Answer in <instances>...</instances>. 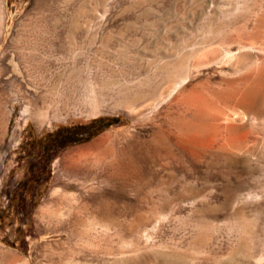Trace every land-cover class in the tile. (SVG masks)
Returning <instances> with one entry per match:
<instances>
[{"label":"rangeland","instance_id":"rangeland-1","mask_svg":"<svg viewBox=\"0 0 264 264\" xmlns=\"http://www.w3.org/2000/svg\"><path fill=\"white\" fill-rule=\"evenodd\" d=\"M0 2V264H264V0ZM97 119L8 202L35 133Z\"/></svg>","mask_w":264,"mask_h":264},{"label":"flooded vegetation","instance_id":"flooded-vegetation-1","mask_svg":"<svg viewBox=\"0 0 264 264\" xmlns=\"http://www.w3.org/2000/svg\"><path fill=\"white\" fill-rule=\"evenodd\" d=\"M92 123L93 121L84 124L58 125L53 129L35 133L26 145L27 151L34 156V161L28 163L21 179L15 181L12 187L9 188L8 202L13 196L18 195L20 200L16 203L18 206V204L25 201L26 194L37 193L34 183L46 176L47 168L51 163L48 164V162L52 160L53 155L63 148L82 143L79 140L85 138L92 130L97 128L96 125L92 126ZM89 126H92L91 131L86 130Z\"/></svg>","mask_w":264,"mask_h":264},{"label":"bare ground","instance_id":"bare-ground-1","mask_svg":"<svg viewBox=\"0 0 264 264\" xmlns=\"http://www.w3.org/2000/svg\"><path fill=\"white\" fill-rule=\"evenodd\" d=\"M39 1V0H38ZM44 2H45V0H44ZM47 3V2H46ZM43 5V4H42ZM44 5H46L45 3H44ZM41 7V6H40ZM2 6H1V2H0V34L2 33V27H3V20H4V14H3V12H2ZM42 8V7H41ZM28 40V39H27ZM26 48L27 47H23L21 50H19V54H20V56L21 57H23V59H25L26 61H29L30 59L32 60L34 57H36V56H41V54L40 53H37L36 51H35V49H32V50H30V49H28V50H26ZM36 55V56H35ZM229 57V56H228ZM43 59V58H42ZM24 60V61H25ZM233 61V60H232ZM237 61V60H236ZM31 62V61H30ZM238 62V61H237ZM193 63V62H192ZM239 63V62H238ZM195 65H196V63H195ZM194 64H193V66H195ZM232 66H236L237 64H236V62L235 61H233L232 62V64H231ZM242 65V64H241ZM192 66V67H193ZM189 67V66H188ZM187 67V68H188ZM191 67V68H192ZM242 67H244V66H242ZM195 68V67H194ZM231 68H233V67H231ZM239 69V68H238ZM1 71V70H0ZM173 72V71H172ZM167 74V73H166ZM172 75V73H170V76ZM168 76H169V74H168ZM167 76V77H168ZM188 76V75H187ZM187 76H185V77H183V75L181 76L182 78H181V80H177L176 82H177V84L179 85V84H181L184 80H186V77ZM168 80V79H167ZM187 80H188V78H187ZM186 80V81H187ZM185 81V82H186ZM177 85V86H178ZM15 86H17L16 84H15ZM150 86V85H149ZM180 86V85H179ZM139 87V86H138ZM170 88H172V87H170ZM170 90V89H169ZM176 90V89H175ZM135 92V91H134ZM148 93H149V91H147ZM151 92H153V91H151ZM142 93H143V91H142ZM167 93H169V92H167ZM171 93V92H170ZM251 92H246V94H245V96H243L242 97V99H241V101L243 102V103H247L248 102V100H250V97H251V94H250ZM124 95V94H123ZM4 93H2V92H0V107H1V109H0V134L1 133H3L4 132V122H5V114H4V111H2V106H3V103H4ZM126 96V95H125ZM124 96V97H125ZM3 98V99H2ZM128 100H130V99H128ZM128 100L127 99H122L119 103H117L116 102V104L117 105H119V106H124L125 104V106H127L128 104H127V102H128ZM237 100V99H236ZM27 101V100H26ZM201 101V100H200ZM38 102H39V100L38 99H36V100H33L32 101V105L34 106V108L32 109V114H33V116L35 117V118H37L38 119V122L39 123H41V122H43V121H47L48 120V116L46 115V113H45V111L42 109V107H39L40 105H38ZM202 102V101H201ZM28 103V102H27ZM132 103V102H131ZM160 103V102H159ZM107 105V104H106ZM103 106V105H102ZM129 106H130V104H129ZM114 107V106H113ZM41 108V109H40ZM128 108V107H127ZM126 108V109H127ZM53 109V108H52ZM66 109V108H65ZM128 109H130V108H128ZM62 112V111H61ZM99 112H103V109H101V106L95 101L94 102V105H93V107H92V114H97V113H99ZM54 113V117L55 118H57V117H59V115L57 116L56 114H57V111H54L53 112ZM59 114V113H58ZM241 118V117H240ZM236 129V128H235ZM4 135V134H3ZM2 135V136H3ZM117 136V134H106V135H104V136H102V137H100L97 141H95V142H93V143H91V144H89V145H86V146H82V147H79V148H76V149H74V150H72L69 154H67V156L66 157H64V159L63 160H66V161H71L72 163H74V160H76L80 155L81 156H83L82 154H85V155H87V153H92V151H96V150H98L99 148H101V147H103V145H105V144H108L109 142H111L115 137ZM198 136V135H197ZM115 143V142H114ZM231 146V145H230ZM102 149V148H101ZM104 151V150H103ZM100 152V151H99ZM80 156V157H81ZM81 159V158H80ZM77 161V160H76ZM76 161H75V163H76ZM64 162V161H63ZM79 162H81L80 160H79ZM65 163V162H64ZM67 163V162H66ZM65 167V166H64ZM77 167V166H76ZM124 168V167H123ZM65 169H66V167H65ZM63 170V169H62ZM67 170V169H66ZM76 170V169H75ZM109 170V169H108ZM65 172V171H64ZM114 172V171H113ZM78 173H80L78 170H76V171H71V174L72 175H74V176H77V174ZM105 174V173H104ZM98 175V174H97ZM102 175V174H101ZM105 177H107L108 178V174L105 176ZM100 178H101V176H100ZM108 181H109V179H108ZM107 181V182H108ZM111 181V180H110ZM106 182V181H105ZM107 184V183H106ZM110 184V183H109ZM108 185V184H107ZM56 193V192H55ZM55 193H53L54 195H55ZM57 195V194H56ZM54 197V196H53Z\"/></svg>","mask_w":264,"mask_h":264},{"label":"trees","instance_id":"trees-1","mask_svg":"<svg viewBox=\"0 0 264 264\" xmlns=\"http://www.w3.org/2000/svg\"><path fill=\"white\" fill-rule=\"evenodd\" d=\"M100 120L101 119H97V120H93V123H92V126H94V125H96V123L97 122H100ZM91 126V127H92ZM91 127L89 126L86 130L87 131H91ZM100 129H102V127H97L95 130H92L91 132H90V134H88L85 138H82V139H80L79 140V142H85V141H87V140H89L91 137H93L94 135H96L99 131H100ZM64 149V148H63ZM63 149H61V150H63ZM51 162V160L48 162V164ZM50 169L49 168H47V171H46V176H45V179L47 180L48 179V177H49V175H50V171H49ZM36 180H38V179H36ZM40 180V179H39Z\"/></svg>","mask_w":264,"mask_h":264}]
</instances>
